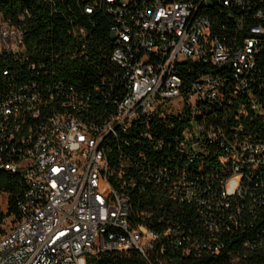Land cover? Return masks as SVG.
Wrapping results in <instances>:
<instances>
[{
  "label": "trees",
  "instance_id": "1",
  "mask_svg": "<svg viewBox=\"0 0 264 264\" xmlns=\"http://www.w3.org/2000/svg\"><path fill=\"white\" fill-rule=\"evenodd\" d=\"M143 1L127 0L124 7L123 0H0V21L19 29L24 48L20 60L0 53V91L9 83L28 84L44 98L53 95L45 115L62 110L74 93L86 102L83 115L110 118L126 91L111 59L114 11ZM262 9L264 0H245L244 8L208 4L200 12L210 16L218 39L234 46L259 24L254 17ZM258 38L253 68L239 78L229 66L177 64L185 97L192 83L215 76L222 83L219 100L139 118L105 141L110 181L128 197L133 225L147 226L158 238L146 256L102 252L96 264H264V35ZM240 79L247 88L237 87ZM234 156L242 162L240 194L224 197ZM0 190L9 194L0 225L14 223L26 184L0 171Z\"/></svg>",
  "mask_w": 264,
  "mask_h": 264
},
{
  "label": "built area",
  "instance_id": "2",
  "mask_svg": "<svg viewBox=\"0 0 264 264\" xmlns=\"http://www.w3.org/2000/svg\"><path fill=\"white\" fill-rule=\"evenodd\" d=\"M208 4L244 8L245 0H144L114 11L111 59L122 71L126 91L108 119L83 115L86 102L74 93L60 105L62 110L45 115L53 95L44 98L28 84L9 83L1 89L0 171L21 176L26 190L17 201L16 222L5 219L0 225V264H96L102 252L137 250L146 256L153 248L157 234L143 224L133 225L128 197L110 181L113 169L105 141L139 118L172 112L175 100L182 104L180 112L185 104L195 108L222 97V83L215 76L192 83L185 97L177 64L229 66L236 78L253 68L258 37L264 35V9L256 12L259 24L243 43L228 46L215 35L210 16L200 12ZM0 53L18 60L24 55L19 29L1 21ZM237 87L247 88L246 80L240 79ZM233 159L224 197L240 194L242 162ZM8 205L9 194L0 190V212Z\"/></svg>",
  "mask_w": 264,
  "mask_h": 264
},
{
  "label": "rangeland",
  "instance_id": "3",
  "mask_svg": "<svg viewBox=\"0 0 264 264\" xmlns=\"http://www.w3.org/2000/svg\"><path fill=\"white\" fill-rule=\"evenodd\" d=\"M180 101H173V103L170 105V109L173 110L174 112H178V110L182 107V104L179 103ZM7 228L10 227V223H7Z\"/></svg>",
  "mask_w": 264,
  "mask_h": 264
}]
</instances>
